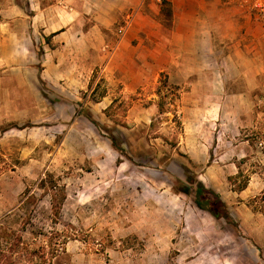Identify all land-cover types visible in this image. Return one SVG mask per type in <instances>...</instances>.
Segmentation results:
<instances>
[{
    "label": "rangeland",
    "instance_id": "1",
    "mask_svg": "<svg viewBox=\"0 0 264 264\" xmlns=\"http://www.w3.org/2000/svg\"><path fill=\"white\" fill-rule=\"evenodd\" d=\"M61 1L0 0V223L20 244L13 261L264 264V0H213L238 27L215 31L201 60L192 30L179 29L193 19L194 0H140L138 10L116 12L104 29L106 58L126 35L131 44L115 79L97 66L88 89L39 76L42 35L30 23L38 5ZM245 31L250 39L241 38ZM242 49L260 61L243 60ZM239 163L258 171L241 192L231 182ZM49 173L65 194L57 193L56 214L40 184ZM189 176L220 195L231 219L180 191L184 181L195 193Z\"/></svg>",
    "mask_w": 264,
    "mask_h": 264
},
{
    "label": "crops",
    "instance_id": "2",
    "mask_svg": "<svg viewBox=\"0 0 264 264\" xmlns=\"http://www.w3.org/2000/svg\"><path fill=\"white\" fill-rule=\"evenodd\" d=\"M97 1V2H96ZM140 0H63L61 3H53L47 7L38 5L34 21L30 23L32 32L41 30L42 44V69L39 73L41 80L52 82H76L83 88H93L91 85V74L97 66L104 67L107 79L114 80L117 70L118 57L125 48L131 44L130 37L126 35L118 44L115 52L107 59L105 53L106 36L104 29L114 22L113 14L116 12H128L132 8L138 10ZM192 20H182L179 29L192 30L193 52L197 54V60L202 57V45L205 44L213 49L215 31L227 28H237L235 23L223 19V11L213 0H194ZM142 8V7H141ZM97 19L92 25L87 22V15L91 14ZM108 14V17L105 15ZM134 21L131 28H134ZM29 26V27H30ZM249 26V20L245 24L241 22L240 27ZM26 31L30 33V28ZM260 27V26H259ZM258 28V26H257ZM222 38L234 40L235 33L220 32ZM253 41H260L258 32L254 34ZM46 37H50L48 42ZM179 39H185V34L178 33ZM242 39H250L249 32L241 34ZM185 44V43H184ZM254 54L255 58L245 55L242 49L243 60L260 61L259 52ZM235 57H232L234 59ZM257 72L263 69V65L257 63ZM119 76L118 74L116 75ZM116 77V78H117ZM40 80V81H41ZM42 82V81H41Z\"/></svg>",
    "mask_w": 264,
    "mask_h": 264
},
{
    "label": "trees",
    "instance_id": "3",
    "mask_svg": "<svg viewBox=\"0 0 264 264\" xmlns=\"http://www.w3.org/2000/svg\"><path fill=\"white\" fill-rule=\"evenodd\" d=\"M161 82L164 83V80ZM99 87H100V84H98V88L97 87L95 88V90L93 91V94H96ZM105 95H106V90L100 94V97H104ZM83 109H84V104H83ZM83 109H81L79 114L83 113V111H82ZM88 117L91 118L90 116H88ZM93 122L95 124H97L95 121H93ZM109 139L111 140L112 145L116 150H118L121 153L125 152L123 146H121L119 144V142L115 138V136H110ZM261 153L264 154V143L262 144ZM249 159H251V158L249 157V158L242 159L240 161V163H245ZM240 163L238 164V167H239L238 173L231 177V182H232L233 187H234L233 190L239 191V192L247 189V187L249 186V183L251 180V173L252 172H258V171H251V173H246L241 168ZM258 166L260 167L261 170H264V164L263 165L259 164ZM194 179H195V177H192V176H189L187 178V180L189 182H193L196 180L197 188H196L195 193H192L191 185L188 184L187 182H184V181H180V183L182 185V188L180 191H182L183 193H186V194H190V195L192 194L193 195V201L196 203V205L200 209L211 213L214 217L231 219L230 214L227 211L226 204L224 203V201L222 200L220 195L215 190L205 186V184L202 181L197 180V178L195 180ZM40 184L43 185L44 187H46L48 189V191L51 192L52 197H53V201H52L53 212L55 214L59 213V209H60L62 203L57 201V193H59L61 191L63 196L65 194H63V190L60 189L59 186L56 184L54 176L50 173L47 174V176L45 178L41 179ZM257 197H255L254 199H256ZM261 200L264 202V191H263V194L261 196ZM255 208H257V206H255ZM258 210H260L264 214V207L263 206H262V208L260 207ZM13 235H14V233L9 226L0 223V264H16V262L13 261L12 253H14L16 251L15 247L20 245V244H19V242H16V243L11 242ZM1 240L5 241V243L7 245L9 244V246H7V248H5L6 250L4 248H2ZM6 251L11 253L10 254L11 256L6 255V254H8V253H6ZM4 259H6V263H5ZM7 259H9V260H7Z\"/></svg>",
    "mask_w": 264,
    "mask_h": 264
}]
</instances>
